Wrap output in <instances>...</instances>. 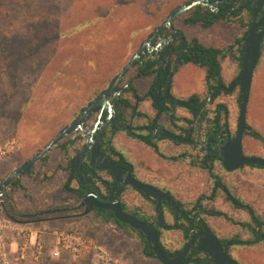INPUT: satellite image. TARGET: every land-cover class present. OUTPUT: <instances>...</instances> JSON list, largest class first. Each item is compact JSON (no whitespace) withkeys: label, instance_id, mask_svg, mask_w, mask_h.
Returning a JSON list of instances; mask_svg holds the SVG:
<instances>
[{"label":"rangeland","instance_id":"374dc122","mask_svg":"<svg viewBox=\"0 0 264 264\" xmlns=\"http://www.w3.org/2000/svg\"><path fill=\"white\" fill-rule=\"evenodd\" d=\"M185 1L0 0V179L43 148L61 127L69 124L78 107L105 87L127 63L141 39L165 20L174 7ZM237 29L236 34L242 35ZM55 31L61 35L56 36ZM9 32H15L14 36L9 37ZM233 37L230 35L231 39ZM5 39L10 40L11 48L5 47ZM29 44L36 47L28 54L23 53ZM10 50L9 54H13L7 57ZM14 57H19V63L12 73L6 65ZM248 108V122L264 135V44ZM235 109L238 112L237 106ZM261 146L258 141L256 147ZM73 155V149L64 152L59 145L56 146L48 153L47 160H39L31 174L21 177L23 186H9L0 199V223L6 224L3 239L10 258L16 263L11 229L15 226L17 231L24 227L31 229L37 238L42 231L41 241L47 252L37 260H27L30 264H163L143 252L144 246L137 232L114 222L102 224V218L94 214L24 224L12 220L11 217L26 218L18 214L62 206L68 200L78 203L80 199L64 190L69 172L62 165L65 163L67 168ZM242 174L241 185L233 187L231 184V189L241 190L247 199L261 196L257 204L264 209V169L247 168ZM138 197L136 190L129 188L122 199L127 207L136 210L140 205ZM204 205L224 210L236 220H249L226 203L223 196L215 201L206 200ZM78 211L81 210L70 213ZM64 214L68 213L60 215ZM205 217L219 236L253 237L245 227L221 216ZM54 230L77 232L88 246L77 257L67 252L53 257ZM184 240L178 230H163V243L171 251L180 248ZM94 246L102 247L112 261L105 263L98 259ZM230 252L242 264H264V241L257 248L232 247Z\"/></svg>","mask_w":264,"mask_h":264},{"label":"flooded vegetation","instance_id":"af4514ba","mask_svg":"<svg viewBox=\"0 0 264 264\" xmlns=\"http://www.w3.org/2000/svg\"><path fill=\"white\" fill-rule=\"evenodd\" d=\"M233 1H236L234 8L245 1L243 7L248 6L250 10L254 2L250 0V3L247 4V0H228L221 3L220 7L225 8ZM263 14L264 12L261 11L259 17ZM173 26L179 33H184L174 23ZM172 33L174 32L168 27L163 29L151 43L152 45L160 43V46L153 50H150L148 46L145 48L136 66L123 76L115 90L111 92L109 96L111 108L104 105L103 108L92 111L84 120L83 128L75 130L60 142L62 143L60 147L64 152L70 149L74 151L69 164L76 177L73 178L69 186L66 181L64 188L67 189L69 195L80 200L76 204L68 200L62 206L49 209L66 208L64 213H70V211L77 209L83 211L84 207H79L82 201L81 194L86 193L95 185L101 188L106 197L110 195L118 197L122 206L125 205L124 208L131 213L137 212L136 216L140 219L146 222L157 219V199L155 197L149 196L131 185L118 182L115 174L109 169H96L91 165L92 150L98 148L95 141H97L101 130L105 128L100 148L105 157L121 166L124 171H131L133 176L142 183L156 187L172 195L178 204L182 203L183 205L179 204L181 209L195 219L196 232L203 231L202 221L198 219L202 218L217 234L205 217L209 214L204 212L201 206L196 205H204L206 200L215 201L223 196L226 203L230 204L233 209L239 210L243 216H247L249 219L236 220L231 216L234 220L231 222L245 227L253 235V237L241 238L244 241H253L250 244L229 243L225 246L224 237L217 234L223 245L228 252L231 251L232 247L257 248L264 241V209L257 204L260 203L261 196L247 199L241 194V190L239 192L233 191L231 184L233 187L240 186V177L243 176L242 173L247 168L264 169V167L243 163L230 170L225 166L222 154V148L229 140L237 136L239 127L241 84L236 81V78L242 66V60L240 61L239 58L241 45L235 40L236 37L228 39L227 45L224 46H222L223 42L216 40L210 45H206L200 37H188L184 34V44L173 38L169 42L162 40ZM148 35L141 39L138 47L147 39ZM194 38H198L207 47L220 48L222 51L227 50L226 54L223 51L219 58L221 71L217 82L208 81L206 67L185 59V53L189 50L191 40ZM226 60L229 62L227 72L233 74V77L228 80L223 76ZM187 65H194L204 72L201 70L187 71ZM236 65L239 67V71L234 75ZM113 77L114 75L111 79ZM111 79L105 87L95 92L86 103L78 107L73 120L79 116L81 109L90 100L96 98L108 87ZM233 83V87L229 89ZM125 104L128 106L124 107ZM236 106L238 112H236ZM248 107L249 103L247 122L242 138L243 154L264 158V135L248 122ZM93 127H96L93 141L89 143L88 151L79 164L83 175L90 180L84 182L78 175L75 163L77 156L87 143L88 135L85 130H91ZM253 129L258 131L262 138L253 135L251 132ZM167 133H172L178 138L171 137ZM129 141L135 142L137 146L133 147ZM258 141L262 144L261 148L256 147ZM63 144L66 145L63 146ZM208 162L212 165L211 170L207 167ZM62 167H66L65 163ZM129 188L136 190L139 196L140 205L136 210L127 207L122 199L124 192ZM262 190L264 191V189ZM229 195L237 199V204ZM98 200L105 202L104 199L98 198ZM163 209L165 223L158 228V233L161 230L159 233L161 244L165 246L163 230H178L185 238L182 246L172 251L176 253L190 240L192 222L184 216L176 214L173 207L169 206L165 199H163ZM45 210L18 215L26 217L21 220L34 219L35 216H40L41 211ZM97 210L104 211L95 207L89 214L96 216ZM63 212L56 211L46 215H60ZM197 212L198 214H196ZM169 218H172L171 222ZM166 223L175 226V228H165ZM137 235L143 246L148 245L150 248L146 237L139 230H137ZM197 242L196 239L195 243L191 245L189 253L196 248ZM166 250L170 249L166 247Z\"/></svg>","mask_w":264,"mask_h":264},{"label":"water","instance_id":"95a60500","mask_svg":"<svg viewBox=\"0 0 264 264\" xmlns=\"http://www.w3.org/2000/svg\"><path fill=\"white\" fill-rule=\"evenodd\" d=\"M228 0H191L190 2L184 3L175 7L165 18V20L148 35L147 39L138 47V49L132 54L128 62L123 65L122 69L114 75L111 79L108 87L100 93L96 98L90 100L87 105L81 109V113L77 118H75L70 124L63 126L55 134V136L40 150H38L31 157L26 159L22 164L13 169L5 178L0 179V194L6 193L8 187L16 178H21L26 175L43 157L48 155L64 138L69 134L74 132L79 128H83L82 124L86 117L95 110L101 109L104 105H108L111 108L110 94L115 90L117 85L120 83L123 76L133 67L136 66L138 60L145 51V48L148 46L150 50L156 49L160 46V43L157 45H152L151 43L157 37V35L165 28H170L174 33L165 36L162 40L169 42L171 38L180 40L184 44L185 36L179 33L173 26L174 20L184 12L191 10L197 5L207 6L213 11L221 12L222 10L226 11L228 9H233L236 1L230 3L227 7L221 8L220 4ZM252 9H251V19L250 27L247 35L243 36L245 41V50L242 58L241 70L236 78L241 84V95H240V117H239V127L237 131V136L232 140H229L228 143L222 148V154L224 156V164L228 169H234L240 164H256L264 167V158L259 156H245L242 149V138L247 122V106L250 100L251 89L253 85L254 75L256 67L259 64V61L262 57V42L264 40V14L259 17L260 12L264 7V0H253ZM250 3V0H247V4ZM234 83L229 89L233 87ZM105 128L101 130L100 135L98 136L97 141H95L98 146L97 149L92 150L91 154V165L96 169H109L113 174H115L118 182L124 185H131L139 191L144 192L145 194L155 197L156 201V213L157 219L152 222H146L133 213L127 211L121 204V200L114 196L110 195L106 197L101 188L93 185L86 193L81 194L82 201L79 207H84L83 211L77 213H68L64 215H50L47 217L32 218L27 220H21L13 218L21 223H30V222H39V221H48L55 219H63L70 217H79L85 216L91 213L95 207H98L100 210H111L116 219L126 223L136 230H139L142 235H144L150 245L151 250L154 252L153 256L158 259L163 264H189L192 259L197 256L199 253H207L214 264H242L235 257H233L230 252L227 251L226 247L223 245L221 238L215 234L212 229L205 223L204 219L198 218L202 221L203 231L196 232L194 221L195 219L191 218L185 211L181 209L176 199L165 193L164 191L144 184L138 179H136L132 172H126L123 168L117 165L115 162L108 160L104 153L100 150L101 140L103 138ZM87 136V143L81 153L77 156V161L75 163V168L78 172L79 177L82 181H90L87 176L83 175L80 169V161L84 158L85 154L88 151L89 143L93 141V136L96 131V127H93L91 130H85ZM169 136L178 138L172 133H167ZM96 175V173L94 172ZM104 199L105 202L98 200ZM163 199L166 200L167 204L173 207L176 214H180L192 222L190 228V240L185 244V246L176 253H169L161 244L160 235L158 233V228L163 226L165 223V215L163 209ZM66 208L58 209H48L41 211L40 215L43 214H53L56 211L63 212ZM198 240L196 248L189 253L190 247L195 243V240Z\"/></svg>","mask_w":264,"mask_h":264},{"label":"trees","instance_id":"16d2710c","mask_svg":"<svg viewBox=\"0 0 264 264\" xmlns=\"http://www.w3.org/2000/svg\"><path fill=\"white\" fill-rule=\"evenodd\" d=\"M190 1L191 0H186L185 2H183V4L190 2ZM245 3L246 2L244 1L242 4H240L239 6H237L234 9H229L227 11H221V12L213 11L207 6L197 5L194 8H192L191 10H188V11L184 12L183 14L179 15L174 20V25H176L177 22H182L184 24H188L191 26H195V25L199 26L202 30L214 31L216 34L223 35L225 37L233 34V36L236 37L235 40L241 45V50H240L241 56L239 57L240 61H241L243 54H244V50H245V41L243 39V36L247 35V33H248V30L250 27V19L252 16L251 10L249 9L250 7H248L247 5H246L247 7H243V5H245ZM177 6H179V5H177ZM262 12H264V9L262 10ZM41 19L43 21H45V18L41 17ZM51 19H52V21L54 20V18H52V17H51ZM56 19L57 18H55V20ZM237 28H239L242 31V35L236 34V32L238 30ZM15 32H17V31H15ZM15 32H12V33L9 32V34L7 33V35H9V37H10L13 34V36H14ZM55 32H56V36L61 35V33L59 31H55ZM183 34L185 36H187V34L185 32ZM18 36L20 37V35H18ZM15 37H16V35H15ZM4 44H5L6 48H8V49L11 48L10 40L5 39ZM263 44H264V40L262 42V46H263ZM35 47H36L35 44H29L23 49L22 52L25 54H28L30 52V50L34 49ZM11 51L12 50H10L8 52L7 57H11L10 55L13 54V52L11 54H9ZM223 51H224V54H226L227 50H223ZM223 51L220 48L207 47L203 43H201L198 38H194L193 40H191V46H189V50L185 53V59L189 60V61H193V62L199 64L200 66L206 67L207 68V79H208V81L209 82H212V81L217 82L218 77H220V71H221V64H220L219 58H220V55L222 54ZM5 53L7 54V51ZM262 53H263V49H262ZM18 63H19V57L17 59L14 57L13 59H10L7 61L6 66L12 73H15V69H16ZM127 106L128 105L125 104L124 107H127ZM251 132L256 137L262 138L260 133L258 131H256L255 129H253ZM61 145H62V143L59 144V146H61ZM64 145H66V144H63V146ZM47 158H48V155L43 157L41 160L45 161V160H47ZM207 167L209 170H211L212 165L210 164V162L207 163ZM65 169H67V171L69 172V177H68L67 183H66L69 186V184L73 180V178L76 177V174L71 171V165L70 164L68 165L67 168L65 167ZM32 171H33V168L27 174H31ZM10 186L11 187L23 186L22 178H16ZM64 190L67 192L66 188H64ZM118 196H120V193H118ZM229 197L234 202H236V204H237V202H238L237 199L233 198L231 195H229ZM179 204L183 205L182 203H179ZM10 206L13 207L12 204H10ZM196 206H201L202 209L204 210V212H206L209 215L223 216L227 220L234 222L233 218L229 214H227L226 212H224L218 208L205 207L203 204H197ZM124 207H125V205H124ZM133 214L137 215V212H133ZM196 214H198V212ZM96 216H97V218H99V217L102 218L100 220L102 224L114 222L115 224H117L118 226H120L126 230L131 229V230L137 232V230L135 228H133L132 226H130L126 223H123V222L119 221L118 219H116V217L112 211H107V210L99 211V210H97ZM165 228L171 229V228H175V226L166 223ZM160 232H161V230H159V233ZM185 236L188 237L186 234H185ZM251 242H253V241L242 240L241 237L238 235L223 239V243L225 246L229 243H231V244H235V243H237V244H244V243L250 244ZM162 246L166 249V247L163 244H162ZM167 251L169 253H175V252H172L170 250H167ZM143 252L147 256L154 257L153 256L154 252L148 247V245L144 246ZM192 262H194L196 264H214L211 257L207 253H203V252L199 253L197 256H195L193 258ZM30 263L31 262H29V261H25V262L17 261L16 262V264H30Z\"/></svg>","mask_w":264,"mask_h":264},{"label":"built area","instance_id":"2783aa9c","mask_svg":"<svg viewBox=\"0 0 264 264\" xmlns=\"http://www.w3.org/2000/svg\"><path fill=\"white\" fill-rule=\"evenodd\" d=\"M4 194L5 193L0 194V199L4 196ZM12 220L18 222L13 218ZM8 221L10 223L12 222L10 219H8ZM4 226H6L5 223H0V264H16L13 259L10 258L6 244L4 243ZM16 228L17 227L15 226H11L12 240L13 243H15L17 253V256L15 257L16 262H23L33 259L37 260L40 257H43L47 252V247L41 241L42 231L39 232V238H37V236L34 237V234H32V232L30 231L31 229L27 227H24L20 231H17L18 229ZM53 234L55 235L54 246L51 249V255L53 257H60L63 252L70 253L73 257H77L84 250V248L88 246L85 239H83V236L77 232L67 230H54ZM94 252L97 258L102 260L103 262L109 263L112 261L109 254L102 247L94 246Z\"/></svg>","mask_w":264,"mask_h":264},{"label":"crops","instance_id":"0c3cea01","mask_svg":"<svg viewBox=\"0 0 264 264\" xmlns=\"http://www.w3.org/2000/svg\"><path fill=\"white\" fill-rule=\"evenodd\" d=\"M176 26L178 28L182 29L187 34L188 37H194V36L200 37L201 41L204 44H206V45H210L214 40H216V41L223 42L222 46H224L225 45L224 43L227 42L228 39H230V36H227L228 38L223 36V35L217 36V34L214 31L202 30L199 26H196V25L195 26H191V25H188V24H183V23L178 24V23H176ZM219 37L222 38L221 39L222 41L219 39ZM224 63L225 64H224V67H223V69H224L223 76L228 80V79H231L233 77V74H228V72H227V67L229 66V62L226 60ZM186 70L187 71L191 70V72L194 71V70H201V72H204L202 69H198L194 65H187L186 66ZM234 70H235L234 71V75H236L238 73V71H239V67L236 65ZM254 77H255V75H254ZM129 143H131V145L133 147L137 146L135 142H132V141L130 142L129 141ZM182 189H184V188H182Z\"/></svg>","mask_w":264,"mask_h":264}]
</instances>
